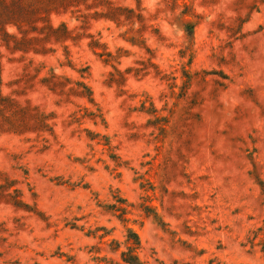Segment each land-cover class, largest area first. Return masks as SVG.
Wrapping results in <instances>:
<instances>
[{
	"label": "rangeland",
	"instance_id": "obj_1",
	"mask_svg": "<svg viewBox=\"0 0 264 264\" xmlns=\"http://www.w3.org/2000/svg\"><path fill=\"white\" fill-rule=\"evenodd\" d=\"M264 264V0H0V264Z\"/></svg>",
	"mask_w": 264,
	"mask_h": 264
},
{
	"label": "trees",
	"instance_id": "obj_2",
	"mask_svg": "<svg viewBox=\"0 0 264 264\" xmlns=\"http://www.w3.org/2000/svg\"><path fill=\"white\" fill-rule=\"evenodd\" d=\"M130 264H143L139 262V260L136 257H130V259L127 260Z\"/></svg>",
	"mask_w": 264,
	"mask_h": 264
}]
</instances>
